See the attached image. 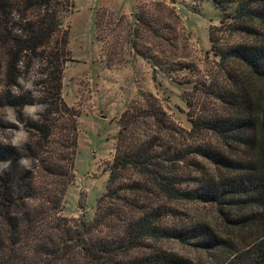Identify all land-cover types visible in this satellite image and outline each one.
<instances>
[{"label": "trees", "instance_id": "1", "mask_svg": "<svg viewBox=\"0 0 264 264\" xmlns=\"http://www.w3.org/2000/svg\"><path fill=\"white\" fill-rule=\"evenodd\" d=\"M214 1L225 10L237 4L220 21L236 40L225 48L209 35L226 80L216 92L221 110L192 118L187 131L166 124L153 95L128 107L107 192L86 221L60 214L79 138V114L62 97L70 59L60 14L75 0H0V108L14 106L32 138L19 150L0 145V161L11 160L0 175V264H204L203 256L264 264V0ZM22 53L26 70L34 57L46 61L38 84L47 109L38 122L21 112L31 93L9 92ZM173 134L188 152L165 145ZM21 155L33 159L30 171L18 167ZM186 200L192 216L178 208ZM169 242L200 249L199 261Z\"/></svg>", "mask_w": 264, "mask_h": 264}, {"label": "rangeland", "instance_id": "2", "mask_svg": "<svg viewBox=\"0 0 264 264\" xmlns=\"http://www.w3.org/2000/svg\"><path fill=\"white\" fill-rule=\"evenodd\" d=\"M236 8L232 4L225 10L214 0H75L71 11L60 14L69 33L70 59L62 97L79 114L75 180L66 190L61 216L95 217L107 192L119 119L128 107L145 105V96L153 95L166 124L187 131L192 118L221 110L216 92L226 80L209 35L212 31L216 44L225 48L236 40L230 27L220 23ZM174 144L188 152L180 135H167L165 145ZM193 204L182 201L178 208L192 216ZM203 213L212 222L213 214ZM165 246L186 250L198 261L201 257L194 246ZM202 258L204 264L215 260Z\"/></svg>", "mask_w": 264, "mask_h": 264}, {"label": "clouds", "instance_id": "3", "mask_svg": "<svg viewBox=\"0 0 264 264\" xmlns=\"http://www.w3.org/2000/svg\"><path fill=\"white\" fill-rule=\"evenodd\" d=\"M25 53L21 54L16 63L19 75L16 77V83L9 87V92L13 97H19L25 93H31L33 103L23 105L21 112L25 120L38 122L41 119V113L46 111L47 105L39 101L44 97L43 85L38 84L43 77L41 70L46 61H41L39 57H34L30 68H25ZM0 124L8 125L2 134H0V145L11 147L16 150L23 148L32 142L28 130L20 123L17 111L14 106L7 105L0 108ZM34 161L29 156L21 155L17 160L19 168L30 171ZM11 166V160L0 161V175H2Z\"/></svg>", "mask_w": 264, "mask_h": 264}]
</instances>
